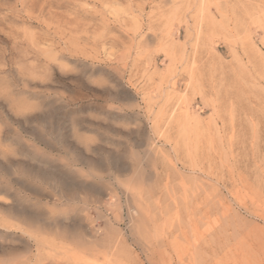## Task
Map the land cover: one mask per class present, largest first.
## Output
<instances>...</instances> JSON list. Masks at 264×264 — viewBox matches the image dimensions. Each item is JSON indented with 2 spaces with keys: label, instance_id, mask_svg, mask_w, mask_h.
I'll return each mask as SVG.
<instances>
[{
  "label": "rangeland",
  "instance_id": "1",
  "mask_svg": "<svg viewBox=\"0 0 264 264\" xmlns=\"http://www.w3.org/2000/svg\"><path fill=\"white\" fill-rule=\"evenodd\" d=\"M85 261L264 264V0H0V264Z\"/></svg>",
  "mask_w": 264,
  "mask_h": 264
},
{
  "label": "bare ground",
  "instance_id": "2",
  "mask_svg": "<svg viewBox=\"0 0 264 264\" xmlns=\"http://www.w3.org/2000/svg\"><path fill=\"white\" fill-rule=\"evenodd\" d=\"M176 157H177V156H176ZM208 168H209V167H208ZM191 169H192V168H191ZM138 175H139V178H140L141 175H142V174H141V171L138 173ZM142 176H143V175H142ZM168 177H170V176H168ZM168 177H167V178H168ZM170 178H171V177H170ZM165 180H166V179H165ZM165 182H168V183H169V179L166 180ZM170 182H171V180H170ZM183 182H184V180H183ZM185 183H186V181H185ZM169 184H170V183H169ZM180 184H181V183H180ZM163 186H165V185H163ZM180 186H182V190H183V193H184V191H185L184 189H185V188L183 187V185H180ZM167 187H169V186H167ZM167 187H166V189H167ZM201 187H202V186H201ZM171 188L173 189V187H171ZM171 188H170V189H171ZM195 188H196V187H195ZM164 190H165V188H164ZM167 191H168V189L166 190V192H167ZM197 191H199V189H198ZM186 193H187V192H186ZM201 193H203V192H201ZM193 194H194V193H193ZM127 195H128V193H127ZM129 195H130V194H129ZM202 195H203V194H202ZM134 196H135V195H134ZM192 196H193V195H192ZM196 196H197V195H196ZM130 197H131V195H130ZM184 197H185V196H184ZM204 197H205V196H204ZM132 198H133V197H132ZM134 198H135V197H134ZM130 199H131V198H130ZM172 199H173V198H172ZM188 199H189V198H188ZM156 200H157V199H155V201H156ZM192 200H193V198L190 200V202H192ZM139 201H140V200H139ZM139 201H138V203H139ZM173 201H174V199L172 200V202H173ZM176 202H178V201L176 200ZM176 202L174 201V203H172V204L176 206V209H178V205H179V204L177 205ZM179 202H180V201H179ZM190 202H189V203H190ZM200 202H201V201H200ZM156 203H159V202L156 201ZM169 203H170V202H169ZM181 203H182V202H181ZM187 203H188V202H187ZM187 203H184L185 205H184V204H183V205H184L185 208L187 209V210L185 211V213H186L185 216L189 217V220H190V216H192V214H191V212L188 211V210H189V209H188V205H189V204H187ZM193 203H194V202H193ZM201 203H202V202H201ZM190 204H191V203H190ZM138 205H139V204H138ZM138 205H137V208H138ZM146 205H147V204H146ZM144 206H145V205H144ZM140 207H141V206H140ZM140 207L138 208V210H139V209H142V208H140ZM167 207H168V206H167ZM179 207H181V206H179ZM191 207H192V205H191ZM191 207H190V209H192ZM148 208H149V207H148ZM181 208H182V207H181ZM143 209H146V208L144 207ZM206 209H209V210H210V209H212V207H210V208H206ZM182 210H183V208H182ZM209 210H207V211H209ZM221 210H222V209H221ZM223 210H224V209H223ZM223 210H222V211H223ZM144 211H145V210H144ZM160 211H161V210H160ZM191 211H193V210H191ZM161 212H162V211H161ZM201 212H202V211H201ZM210 213H211V212H210ZM176 214H178V210L176 211ZM181 214H182V212H181ZM193 214H196V213L194 212ZM198 214H199V213H198ZM211 214H212V213H211ZM150 215H151V214H150ZM161 215H162V213H161ZM201 215H202V214H201ZM176 216H178V215H176ZM203 216H204V215H203ZM212 216H213V215H212ZM216 216H217V213H216ZM218 216H219V218H218ZM218 216H217V220L223 219L222 214H220V215H218ZM199 217H200V216H199ZM201 217H202V216H201ZM213 217H215V216H213ZM149 218H150V217H148L147 220H149ZM160 218H161V216H160ZM160 218H159V221L161 222ZM162 218H163V216H162ZM175 218H178V217H175ZM152 219H153V218H152ZM178 219H179V218H178ZM194 219H195V218H194ZM200 219H201V218H200ZM200 219H199V220H200ZM202 219H204V217H202ZM202 219H201V220H202ZM210 219H211V218H210ZM147 220H146V221H147ZM153 220H155V219H153ZM211 220H212V219H211ZM213 220H214V221H212L213 223L216 222V221H215V220H216L215 218H214ZM224 220H225V219H224ZM155 221H156V220H155ZM177 221H178V220H177ZM157 222H158V221H157ZM162 222H164V220H163ZM190 222H191V221H190ZM194 222H195V221H194ZM194 222H193V223H194ZM220 222H222V221H219V223H220ZM142 223H143V222H142ZM164 223H165V222H164ZM164 223H162V225H161V223H160L161 227H162V226L164 227ZM178 223H179V221H178ZM207 223H208V222H207ZM180 224H181V223H179V225H180ZM187 224H189V223H187ZM201 224H202V223H201ZM133 225H134V224H133ZM145 225H146V224H145V222H144L143 226H145ZM156 225L158 226V225H159V222H158V224L155 223V226H156ZM160 225H159V226H160ZM179 225H178V226H179ZM181 225H182V224H181ZM192 225H193V224H192ZM221 225H222V224H221ZM221 225H220V227H221ZM155 226H154V227H155ZM159 226H158V227H159ZM166 226H167V225H166ZM171 226H172V225H171ZM200 226H201V225H200ZM203 226H204V225H203ZM208 226H209V225H208ZM214 226H216V225H214ZM214 226H213V227H214ZM154 227H153V228H154ZM182 227H183V225H182ZM205 227H206V226H205ZM136 228H137V227H136ZM147 228H148V227L146 226V229H147ZM155 228H156V227H155ZM170 228H171V227H170ZM180 228H181V227H180ZM183 228H185V227H183ZM207 228H208V227H207ZM209 228H210V227H209ZM93 229H94V228H93ZM148 229H149V228H148ZM151 229H152V228H151ZM161 229H162V228H161ZM202 229H203V228H202ZM224 229H225V228H224ZM192 230H193V232H194V229H192ZM203 230H205V228H204ZM147 231H148V230H147ZM155 231H156V232H155ZM224 231H225V230H224ZM153 232H155V233L153 234ZM153 232H152V235H154V237H157L158 235L161 234L162 231H161L160 229H157V230L154 229ZM163 232H164V231H163ZM165 232H166V231H165ZM204 232H205V231H204ZM207 232H208V231H207ZM212 232H213V230H212ZM212 232H211V233H212ZM149 233H150V231H149ZM190 233H192V232H190ZM218 233H219V232H218ZM155 234H156V235H155ZM164 234H165V233H163V234H161V235L164 236ZM207 234H208V233H207ZM150 235H151V234H150ZM150 235H149V236H150ZM161 235H160V236H161ZM190 235H191V234H190ZM143 236H144V235H143ZM165 236H167V235H165ZM165 236H164V237H165ZM191 236H192V235H191ZM196 236H197V235H196ZM145 237H146V236H145ZM158 237H159V236H158ZM170 237H171V236H170ZM192 237H193V236H192ZM210 237H212V236H210ZM141 238H143V237H141ZM151 238H152V236H151ZM162 238H163V237H162ZM166 238H167V237H166ZM178 238H179V237H178ZM200 238H201V237H200ZM106 239H107V238H106ZM193 239H194V238H193ZM193 239H192V240H193ZM145 240H148V239H145ZM152 240H153V239H152ZM155 240H156V239H155ZM161 240H162V239H161ZM178 240H179V239H178ZM178 240H177V241H178ZM188 240H189V239H188ZM109 241H110V240H109ZM193 241H194V240H193ZM211 241H212V240H211ZM145 242H146V241H145ZM180 242H181V240H180ZM109 243H110V242H109ZM146 243H147V242H146ZM169 243H170V241H169ZM193 243H194V242H193ZM193 243H191V244H193ZM147 244H148V243H147ZM180 245H182V244H180ZM185 245H187V244H185ZM192 246H193V245H192ZM197 246H198V245H197ZM193 247H194V246H193ZM112 248H113V247H112ZM107 249H108V248H107ZM160 249H161V248H160ZM142 250H143V249H142ZM172 250H173V249H172ZM180 250H181V249H180ZM187 250H188V248H187ZM159 251H160V250H159ZM194 251H195V250H194ZM107 252H109V251H107ZM113 252H114V250H113ZM116 253H118V252H116ZM106 254L109 255V253H106ZM191 254H192V253H191ZM194 254H195V253H194ZM100 255H101V253H100ZM107 255H106V256H107ZM111 255H113V254H111ZM108 257H109V256H108ZM171 257H172V256H171ZM178 257H179V256H178ZM196 258H197V257H196ZM93 260H94V259H93ZM85 262H86V261H85ZM88 262H90V261H88ZM92 262H93V261H92ZM170 262H171V261H170ZM177 262H178V260H177ZM181 262H182V261H181ZM86 264H87V262H86ZM90 264H93V263H90ZM95 264H96V262H95Z\"/></svg>",
  "mask_w": 264,
  "mask_h": 264
}]
</instances>
